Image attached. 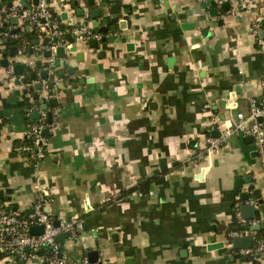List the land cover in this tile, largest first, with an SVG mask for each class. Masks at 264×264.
Returning <instances> with one entry per match:
<instances>
[{
	"label": "crops",
	"instance_id": "1",
	"mask_svg": "<svg viewBox=\"0 0 264 264\" xmlns=\"http://www.w3.org/2000/svg\"><path fill=\"white\" fill-rule=\"evenodd\" d=\"M64 1L54 0L61 20L52 15L49 24L60 25L55 47L76 46L66 57L75 74L69 82L68 66L62 65V79L49 76L64 87L55 91L57 106L49 107L58 111L39 160L19 150L35 120L29 111L33 103L25 97L37 91L23 94L18 76H10L7 67L20 63V76L34 72L32 86L39 82L37 61L56 60L42 57L51 30H40L46 36L28 41L32 27L19 17L23 37H13L19 41L11 45L18 56L4 53L0 35V193L12 212L26 214L39 188H46L55 220L82 222L77 238L62 243L65 255L76 262L95 250L101 264H264V257L244 260L227 244V233L241 226L235 221L240 206L252 205L247 200H256L258 217L242 219L264 222V165L252 138L232 134L217 152L205 153L206 138L217 130L213 118L226 125L237 111L248 112L250 98L264 94V0H246L245 7L230 3L227 11L221 7L224 0H167L168 5L163 0H95L92 6L84 1L87 12L104 1L102 16L127 21L113 42L107 39L111 32L99 33L105 41L96 47L83 38L64 39L75 18L68 11V19H62ZM8 2L20 4L0 0V10ZM112 5L120 8L117 14L110 13ZM33 6L26 0L23 9ZM186 22L194 27L182 29ZM38 94L44 97L46 89ZM197 153H203L201 159ZM242 193L248 198L241 200ZM256 233L253 244L264 241V229ZM211 236L225 247L209 250ZM19 262L0 258V264ZM23 264L47 263L38 251Z\"/></svg>",
	"mask_w": 264,
	"mask_h": 264
},
{
	"label": "built area",
	"instance_id": "2",
	"mask_svg": "<svg viewBox=\"0 0 264 264\" xmlns=\"http://www.w3.org/2000/svg\"><path fill=\"white\" fill-rule=\"evenodd\" d=\"M83 1V0H78ZM237 5L239 7L246 6V0H224ZM54 0H38L37 4L30 9H23L20 18L24 23L32 26H37L39 31L51 30V36H60L61 32L58 29L56 22L50 23L49 20L52 17ZM63 7L66 10L69 9V5L65 4ZM20 10V4H12L10 7L7 5L0 10V26L3 21H6L11 15H17ZM71 11V10H69ZM44 20V22H41ZM258 25H256L254 32H256ZM83 31V35L80 38L88 40L95 38L99 40L102 36L99 33H92L91 30L84 25L73 27V32ZM41 32V31H40ZM1 38L4 39L9 35L7 32H2ZM55 45L45 44L44 48H54ZM14 64H10L7 67V73L12 76ZM20 83V90H28L32 86L31 82L25 80L23 76H18ZM264 84V83H262ZM31 99V96H29ZM46 96L41 98V102L38 105L34 104V100L31 99L30 104L33 103V107L29 108V111H35L38 113V118L35 119V123L30 125L25 132V137H28L31 141L30 144H22L19 147L20 152L28 158L39 160L44 156V147L47 144V136L43 134L44 130L49 129L52 125L48 122L49 108L42 109L40 106L45 103ZM39 106V107H38ZM248 112L243 113L237 111L235 113V120H229L226 125L218 123L217 117L213 118L218 131V136H208L206 138L207 147L205 149L206 154H212L219 150L220 146L232 135L240 134L243 136H249L252 138L257 152L260 155L261 161L264 165V94L257 98H250L248 100ZM58 109L51 112L53 118L57 114ZM260 119V120H259ZM203 153H197V158L201 159ZM181 174H184V169L180 170ZM39 188V187H38ZM50 202L49 193L46 188H39L38 197L31 205V212L29 214H20L17 212H10L4 207H0V252L6 253L7 259L17 258L19 260H26L28 257L33 256L36 252H41L44 256V261L47 264H101L90 263L85 257L79 262L68 258L62 250V244L57 240V236L63 234L65 240L73 241L77 238L79 231L82 227V222L77 217H71L67 220L58 221V225L54 224V216L48 209ZM249 204L256 205V200H247ZM45 209H47L45 211ZM235 221L240 228L230 230L227 233V244L233 237L251 235L253 238L256 236V231L249 229V226L255 224V220H249L248 222L240 216L239 213L235 214ZM40 225L43 230L40 234H30L29 228L31 226ZM244 227H247L246 229ZM28 248L26 251L25 248ZM240 257L260 256L264 257V241L257 239L256 243L251 248H243L236 250Z\"/></svg>",
	"mask_w": 264,
	"mask_h": 264
},
{
	"label": "water",
	"instance_id": "3",
	"mask_svg": "<svg viewBox=\"0 0 264 264\" xmlns=\"http://www.w3.org/2000/svg\"><path fill=\"white\" fill-rule=\"evenodd\" d=\"M86 1V4L88 6H92L95 2V0H83V1H78V0H73V3L75 4L76 8L73 9L68 1H64L63 5L68 4L69 5V9L66 11H63V13L61 14V17L63 20H67L68 19V11L71 10L75 16L74 21L71 22L72 28L69 32L64 34V39L65 40H75L77 38H80L84 33L81 30H78V32H73V27L76 26H80V25H84L87 26L88 25V18L93 19L90 23V30L92 33L98 32V33H107V32H111V36L108 37L107 39L110 42H113L116 38H119L121 36V33H119L118 31H123L126 29L127 27V21L126 19H122L119 20L116 17H109V15H105L102 16L101 15V9L105 7V2L101 1L99 2L98 6L95 8H91L88 12L85 11V8H83V2ZM165 5H168V1L167 0H163ZM38 2V0H32V5H36ZM83 3V4H82ZM12 5V2H8L7 6L10 7ZM26 6V0H20V10L18 12L17 15H11L6 21H3L0 27H6L4 32L9 33V35L4 39V41H8L9 39L13 38V37H17V38H22V34H21V27L17 25L18 23V18L21 16L23 8ZM222 10L223 11H227L230 7V2L225 1L221 4ZM29 8V7H27ZM110 13L111 14H117L120 10V8L118 7V5H112L110 6ZM128 10L124 9L123 13L124 15L128 14ZM211 15L216 16L218 14L217 9H211L210 11ZM102 16V17H101ZM41 22H44V20H41ZM262 23H264V20L262 21ZM110 24V25H109ZM9 25H12L13 27L10 28ZM194 27V23L192 22H186L181 24V28L184 30H188V29H192ZM26 30H28V26L25 27ZM66 27L65 25L61 26V29L64 30ZM261 32H263L261 30ZM1 34V33H0ZM18 34V35H17ZM204 35V33H203ZM85 40V39H84ZM100 41H105V37H101L99 39ZM95 38H90L88 40H85L88 45L90 47H96L98 41ZM53 42L54 43H58L60 42V37L59 36H54L53 37ZM76 50V46L72 45L70 47H68L67 49L65 48V46L63 44H59L55 47L54 53L50 50H44L42 52V57L46 60H50L52 58H56V60L51 61L50 63H42V61H37L36 63V67L39 69H42L41 72L39 73L40 76V81L35 83V85L30 86L28 88V90H33L35 89L37 91L36 94H34L31 99L35 100L38 99L39 94L38 92L46 89V97H48V102L47 103H42L41 108L42 109H46L49 107H55L57 106V98L55 97V91L56 90H62L64 87V83L63 82H55L52 81V79L49 77L51 74L54 75L55 77H57L58 79H62L64 74L59 72L60 71V67L62 65H67L68 67L66 68V75L69 76V82L72 81L73 79V75L75 74V68L74 65H69V61L66 60L67 54L70 52H74ZM3 51L5 52V49H3ZM8 52L11 56H18L19 55V50L16 46H12L8 48ZM30 54H33L32 52H30ZM37 55H39V53H36ZM35 54V55H36ZM171 61V60H170ZM2 62L5 66H8V61L7 59H2ZM50 66H52L53 68L51 69ZM24 69V66L20 63H17L14 65L13 68V72L16 76H19L20 74H22V71ZM28 69V67H27ZM36 78V75L34 72L30 73V79L31 81H34ZM16 82L19 83V81L17 80ZM83 81L79 80V83H82ZM77 83H74L72 85V87L74 88L76 86ZM28 90H23L22 93L26 94ZM235 92L232 93L230 95L231 98H233L235 96ZM43 98V97H42ZM26 101L30 100L29 96L25 97ZM222 105V103H221ZM31 119H36L38 117V113L37 112H32L30 115ZM51 112L48 113V121L51 122ZM260 120V119H259ZM43 134L45 136L48 135V131L44 130ZM212 136L217 137L218 136V132L217 130L213 131ZM248 140H250V137H247ZM245 181L248 182L250 181V177H246ZM8 192V191H6ZM248 194L247 193H242L240 198L241 200H245L248 198ZM253 196L254 197H258L259 196V191L257 189H255L253 191ZM3 197V193H0V198ZM14 211H16L15 208H13ZM47 209H45L46 211ZM240 213L241 216L245 219H257L258 217V211L256 209V206L254 205H248V204H243L240 206ZM26 214H29L31 212V208L28 209L27 211H25ZM55 225H58V220L54 221ZM245 229L247 227H244ZM249 229L251 230H255V231H260L261 229H264V222L260 223V224H253L249 226ZM43 228L40 225H36V226H31L29 228V232L30 234H40L42 232ZM57 240L62 244L65 241V237L63 234H60L57 236ZM253 240L254 238L251 235H245V236H238V237H233L231 239L230 246L232 249L234 250H239V249H243V248H251L253 245ZM226 245V243H224V241H219L216 242L214 236H211L209 239V244L207 245V248L209 250H213V249H219V248H224ZM25 250L27 251L28 248L26 247ZM87 256V260L90 263H97L99 262L98 259V252L95 250H91L89 252H87L86 254ZM234 257H231V259ZM244 260H247V257H244ZM20 264H23L24 261L20 260L19 262ZM104 264H112V263H104Z\"/></svg>",
	"mask_w": 264,
	"mask_h": 264
},
{
	"label": "trees",
	"instance_id": "4",
	"mask_svg": "<svg viewBox=\"0 0 264 264\" xmlns=\"http://www.w3.org/2000/svg\"><path fill=\"white\" fill-rule=\"evenodd\" d=\"M69 3H70V5H71V7L73 9L76 8L75 4L73 3V0H69ZM52 15H53V17H54V19L56 21L60 22L61 19H60L59 15L54 12V10L52 11ZM5 28L6 27H0V33H2L3 31H5ZM58 29H60V25L58 26ZM38 35L46 36L45 33L39 31V28L37 26H32L31 32L26 33L25 36H26V39L28 41H30L32 38H34V37H36ZM18 41H19V39L17 40L16 38L15 39H12L11 38L8 41H4L5 42V52L4 53H6V51H8V48L11 47V45H18ZM44 44H48V45L55 44L53 42V37H51L50 35L47 36L45 38V40H44ZM25 80L28 81V82H31L30 73L25 74ZM40 99L41 98H39V97H38V99H35L34 100V104L35 105H38L40 103ZM33 123H35V121H32L29 125H32ZM30 143H31L30 139L28 137H25L23 144H30ZM0 207H5L8 211L12 212V209L10 207V204H8V203L6 204L4 198H0ZM235 225L236 224L233 222V223L230 224V227L231 228H234ZM6 256H7L6 253L0 252V258L6 257ZM242 258H244V257H242ZM253 258H254V256L252 255V256L247 257V260L248 259L252 260ZM13 260H16V262L19 261V259H17V258L16 259L13 258Z\"/></svg>",
	"mask_w": 264,
	"mask_h": 264
}]
</instances>
